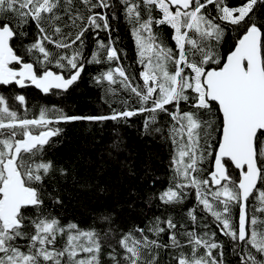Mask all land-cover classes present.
<instances>
[{
	"label": "snow or ice",
	"instance_id": "obj_1",
	"mask_svg": "<svg viewBox=\"0 0 264 264\" xmlns=\"http://www.w3.org/2000/svg\"><path fill=\"white\" fill-rule=\"evenodd\" d=\"M89 66L106 108L24 94ZM134 119L170 146L163 175L115 161L147 182L139 219H66L61 125ZM0 264H264V0H0Z\"/></svg>",
	"mask_w": 264,
	"mask_h": 264
},
{
	"label": "trees",
	"instance_id": "obj_2",
	"mask_svg": "<svg viewBox=\"0 0 264 264\" xmlns=\"http://www.w3.org/2000/svg\"><path fill=\"white\" fill-rule=\"evenodd\" d=\"M125 44L129 45L130 55L132 42L124 35ZM171 43V42H170ZM97 71L95 66H89L82 74L80 82L67 94L61 96L47 95L31 86L24 94L32 104H58L78 113L99 111L100 90L91 83V76ZM63 131L58 139H54L48 155L58 164L75 169L77 183L71 179L68 183H60L65 191V207L58 211L66 219L89 223L94 215L115 212L117 219L124 224L139 219V210L145 208L142 197L147 190V182L123 175L116 160L130 159L137 169L150 166L157 174L163 175L166 169L169 145L157 138L142 134V123L134 119L130 125H105L75 122L61 125ZM60 180L59 177L56 178ZM107 186L108 191L100 194L95 187L82 189L81 184ZM138 195H130L131 188ZM135 202L133 207L129 205Z\"/></svg>",
	"mask_w": 264,
	"mask_h": 264
},
{
	"label": "flooded vegetation",
	"instance_id": "obj_3",
	"mask_svg": "<svg viewBox=\"0 0 264 264\" xmlns=\"http://www.w3.org/2000/svg\"><path fill=\"white\" fill-rule=\"evenodd\" d=\"M30 87V86H29ZM32 88H34V86H31ZM37 90V89H36ZM39 91V90H38Z\"/></svg>",
	"mask_w": 264,
	"mask_h": 264
},
{
	"label": "water",
	"instance_id": "obj_4",
	"mask_svg": "<svg viewBox=\"0 0 264 264\" xmlns=\"http://www.w3.org/2000/svg\"><path fill=\"white\" fill-rule=\"evenodd\" d=\"M35 88V87H34Z\"/></svg>",
	"mask_w": 264,
	"mask_h": 264
}]
</instances>
